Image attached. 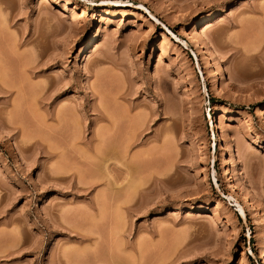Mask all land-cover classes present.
Here are the masks:
<instances>
[{
    "label": "rangeland",
    "instance_id": "rangeland-1",
    "mask_svg": "<svg viewBox=\"0 0 264 264\" xmlns=\"http://www.w3.org/2000/svg\"><path fill=\"white\" fill-rule=\"evenodd\" d=\"M1 74L0 264H264V0H0Z\"/></svg>",
    "mask_w": 264,
    "mask_h": 264
},
{
    "label": "bare ground",
    "instance_id": "bare-ground-1",
    "mask_svg": "<svg viewBox=\"0 0 264 264\" xmlns=\"http://www.w3.org/2000/svg\"><path fill=\"white\" fill-rule=\"evenodd\" d=\"M118 5H121V3H120V1H115ZM129 2H131V1H128V3ZM150 14H151V17L153 18V19H157V16L153 13V12H150ZM93 19H94V17H92ZM164 25H165V27L167 28V29H169L168 28V26H167V24H165L164 23ZM211 26H213V24L209 21V22H206L202 27V31H201V33L204 35V36H206V30L208 29V28H210ZM219 28V27H218ZM189 39H190V41H192L193 43H195L196 44V46L197 45H199L198 44V40L196 39V37H195V35H193L192 33L189 35ZM90 46H93L94 44H95V37H94V35H92L91 36V39H90ZM200 46V45H199ZM208 52H209V54H211V55H213V53H212V51L210 50V48L208 47ZM28 66V65H27ZM26 66H24V68H25ZM37 68H39V65H37V66H34L33 68H30V70H32V73L33 74H35L37 71H35ZM2 76V77H1ZM1 76H0V82H2V84H0V92H3V93H9V92H11V90H9V85L6 83V81H5V77H4V74H1ZM35 96L36 97H38V96H40V92H36L35 93ZM43 98H44V95L42 96ZM98 97L100 98V94L98 95ZM84 106H81V105H79V104H76V106H72V107H70V108H65L64 109V111H63V115H66V114H70V115H77L78 114V112L80 111L81 112V110L79 109V108H82L83 110H84V108H83ZM95 110H96V112L98 113V118H103V119H108L110 122H113L114 121V119H113V117L110 115V112L108 111V109L103 105V103H101L100 102V105H98L96 108H95ZM223 113H227V110H225ZM210 115H211V113H210ZM223 116H224V114H223ZM223 116H221V117H223ZM208 117V116H207ZM208 119H209V123H208V126H209V128H211V131H212V128H213V130H214V132H219V126L216 124V120H214V117L211 115L210 117H208ZM207 119V120H208ZM210 119H211V123H210ZM211 133H213V131L211 132ZM78 137L77 136H74V141L77 139ZM98 139L100 140V141H104L105 139H106V137L104 136V135H99L98 136ZM221 140H222V138H220V137H218L217 135L215 136V146H220L221 145ZM223 153H224V151H223ZM101 159H102V161H105V158H104V156L101 154ZM227 160V159H226ZM225 160V161H226ZM61 168H59V170H60ZM66 170V172L69 170H72V167H69V168H62L61 170ZM62 178L61 177H51V180H57V181H59V180H61ZM260 210L261 209H263L264 210V207L262 206V205H260V208H259ZM242 211V214H243V217H245L246 218V215H245V211L242 209L241 210ZM139 250H138V253L137 254H132V255H130L131 253H129V261L131 260L134 264H145V262H143V254H142V252H140V248H138ZM127 250H128V252H130L131 251V249L129 248H127ZM142 251V250H141ZM137 252V251H136ZM128 257H126L127 259H128ZM113 258L115 259V257H114V255H113ZM125 258V259H126ZM111 259H112V256H111ZM112 261L114 262V260L112 259L111 261H109L108 263H106V264H113L112 263ZM115 264H116V262H115Z\"/></svg>",
    "mask_w": 264,
    "mask_h": 264
},
{
    "label": "built area",
    "instance_id": "built-area-1",
    "mask_svg": "<svg viewBox=\"0 0 264 264\" xmlns=\"http://www.w3.org/2000/svg\"><path fill=\"white\" fill-rule=\"evenodd\" d=\"M209 117L211 116L210 114L208 115ZM209 120V119H208ZM210 123H211V119H210Z\"/></svg>",
    "mask_w": 264,
    "mask_h": 264
}]
</instances>
